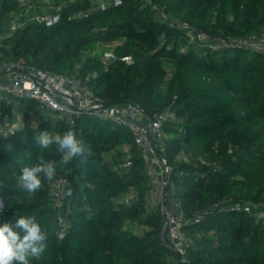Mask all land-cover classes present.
I'll use <instances>...</instances> for the list:
<instances>
[{
    "label": "trees",
    "instance_id": "trees-1",
    "mask_svg": "<svg viewBox=\"0 0 264 264\" xmlns=\"http://www.w3.org/2000/svg\"><path fill=\"white\" fill-rule=\"evenodd\" d=\"M26 5L0 0V75L4 64L23 60L87 79L102 104L134 105L151 121L172 112L162 124L163 157L173 196L193 221L182 229L180 256L160 213H146L150 180L128 127L85 114L68 122L41 112L34 122L32 110L42 107L10 97L0 101V225L32 215L48 228V247L31 264H264V221L241 208L264 205V55L230 45L264 36V0H56L47 16H57L55 23L35 17L13 27ZM160 12L206 39L191 42ZM15 107L18 129L9 126ZM68 129L85 151L63 164L58 145L42 149L34 141L40 132ZM182 152L186 163L177 159ZM41 156L56 175L49 181L40 173L42 187L29 198L18 177ZM57 177L69 192L60 211L52 195ZM60 213L67 221L61 235Z\"/></svg>",
    "mask_w": 264,
    "mask_h": 264
},
{
    "label": "built area",
    "instance_id": "built-area-1",
    "mask_svg": "<svg viewBox=\"0 0 264 264\" xmlns=\"http://www.w3.org/2000/svg\"><path fill=\"white\" fill-rule=\"evenodd\" d=\"M103 6L104 4L100 3V7ZM158 16L163 21L175 23L177 28L184 30L191 42H202L206 39L203 35H194L191 28L184 23L169 20L161 12ZM36 20L55 23L57 16L36 17ZM230 45L245 47L264 55V36L257 39H235ZM86 81L87 79L62 77L48 71H40L23 60L9 62L3 65L0 75V101H7L10 97L33 100L42 107V116L45 119L53 120L50 112H54L59 117L72 122L74 117L85 114L101 121L128 127L147 167L150 180V190L144 202L146 213H160L172 250L183 256L187 241L182 229L193 221L185 217L173 196L174 186L169 181L171 171L163 157L165 135L162 124L174 119L173 113L166 109L151 121L143 116L139 108L131 104L103 107L93 91L85 85ZM143 118L146 119L144 122ZM177 159L182 163L189 161L183 152ZM198 160L202 165L206 164L202 158ZM68 194L67 180L64 177H57L52 184V195L58 211L63 209ZM130 199L131 196L127 195L123 201L129 203ZM241 208L264 221L263 204L247 203ZM58 223L59 235H61L67 228V221L61 213L58 216Z\"/></svg>",
    "mask_w": 264,
    "mask_h": 264
},
{
    "label": "clouds",
    "instance_id": "clouds-1",
    "mask_svg": "<svg viewBox=\"0 0 264 264\" xmlns=\"http://www.w3.org/2000/svg\"><path fill=\"white\" fill-rule=\"evenodd\" d=\"M34 141L42 149H47L52 144L58 145L57 151L64 154L61 164L69 158L82 155L85 151L73 129H68L62 135L43 131L34 136ZM38 159L39 164L23 167L18 177V186L27 193L29 198L42 187L40 173H43L49 181L56 175L52 162H44L42 156ZM3 209L4 198L0 197V213ZM48 234V228L42 227L32 215H17L12 220L2 223L0 225V264H31L32 260L41 259L48 247L45 243Z\"/></svg>",
    "mask_w": 264,
    "mask_h": 264
},
{
    "label": "rangeland",
    "instance_id": "rangeland-1",
    "mask_svg": "<svg viewBox=\"0 0 264 264\" xmlns=\"http://www.w3.org/2000/svg\"><path fill=\"white\" fill-rule=\"evenodd\" d=\"M24 1L27 4L25 6V12L23 14L17 15L13 18V20H12L13 27L21 26V25H23L29 21L32 22L35 19V17H39L40 15L49 16L50 14L48 13V11L53 10L55 2H56V0H24ZM58 1L59 2L60 1L67 2L68 0H58ZM100 1H102V0H93V2H95V3H98ZM104 1L108 2V0H104ZM14 103H16L15 100H14ZM35 107L37 108L36 105H34V108ZM14 110H15L14 116H17V117H15V119L13 118V121L14 120L21 121V119H20L21 115H19L17 108L15 107ZM42 112H43V110H42ZM31 114H34V116H36V117H40V111L39 110L33 109ZM57 116L58 115L56 113L50 112L51 119H53ZM19 126H20V124H19ZM3 131H4V129L0 125V133H2ZM139 232H140V230H139Z\"/></svg>",
    "mask_w": 264,
    "mask_h": 264
},
{
    "label": "crops",
    "instance_id": "crops-1",
    "mask_svg": "<svg viewBox=\"0 0 264 264\" xmlns=\"http://www.w3.org/2000/svg\"><path fill=\"white\" fill-rule=\"evenodd\" d=\"M110 59V57H109V55H105V58H104V60L105 61H108ZM40 110V113L42 112L41 111V109H39ZM32 115V118H33V120H34V122H36L37 120H38V117H36V116H34V114H31ZM15 117H17V116H14V119H15ZM146 119L145 118H143V122L145 121ZM19 124H20V126H19ZM12 129H18V128H21V126H22V123H21V121H18V120H14L13 121V123L11 124V125H9ZM9 127V128H10ZM8 128V129H9Z\"/></svg>",
    "mask_w": 264,
    "mask_h": 264
},
{
    "label": "water",
    "instance_id": "water-1",
    "mask_svg": "<svg viewBox=\"0 0 264 264\" xmlns=\"http://www.w3.org/2000/svg\"><path fill=\"white\" fill-rule=\"evenodd\" d=\"M112 105H114V104H112V103H104V104H102L103 107L112 106ZM170 175H171V173H170Z\"/></svg>",
    "mask_w": 264,
    "mask_h": 264
}]
</instances>
